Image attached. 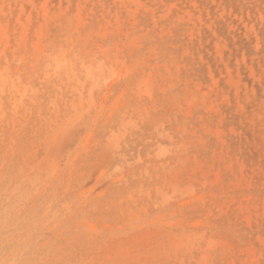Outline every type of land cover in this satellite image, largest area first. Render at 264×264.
Returning <instances> with one entry per match:
<instances>
[{
    "label": "rangeland",
    "instance_id": "obj_1",
    "mask_svg": "<svg viewBox=\"0 0 264 264\" xmlns=\"http://www.w3.org/2000/svg\"><path fill=\"white\" fill-rule=\"evenodd\" d=\"M0 264H264V0H0Z\"/></svg>",
    "mask_w": 264,
    "mask_h": 264
},
{
    "label": "bare ground",
    "instance_id": "obj_2",
    "mask_svg": "<svg viewBox=\"0 0 264 264\" xmlns=\"http://www.w3.org/2000/svg\"><path fill=\"white\" fill-rule=\"evenodd\" d=\"M191 82V81H190Z\"/></svg>",
    "mask_w": 264,
    "mask_h": 264
}]
</instances>
